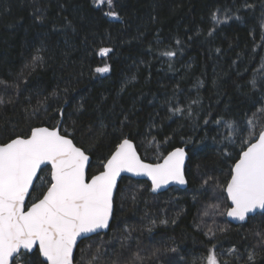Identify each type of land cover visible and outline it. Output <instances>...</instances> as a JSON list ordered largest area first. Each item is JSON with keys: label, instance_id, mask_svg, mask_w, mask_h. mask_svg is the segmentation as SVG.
I'll return each mask as SVG.
<instances>
[{"label": "trees", "instance_id": "16d2710c", "mask_svg": "<svg viewBox=\"0 0 264 264\" xmlns=\"http://www.w3.org/2000/svg\"><path fill=\"white\" fill-rule=\"evenodd\" d=\"M59 123L90 155L88 178L125 138L149 162L188 154L184 189L123 177L108 231L82 239L75 264H207L210 250L264 264V212L232 224L225 194L264 128V0H0V143Z\"/></svg>", "mask_w": 264, "mask_h": 264}, {"label": "snow or ice", "instance_id": "6c2138e0", "mask_svg": "<svg viewBox=\"0 0 264 264\" xmlns=\"http://www.w3.org/2000/svg\"><path fill=\"white\" fill-rule=\"evenodd\" d=\"M96 2L103 4L105 0ZM106 2L112 5L113 0ZM106 15L119 18L114 11ZM212 21L220 23L215 13ZM110 51L100 48L99 54L106 56ZM108 71L107 65L96 69L98 73ZM249 136L257 138L241 151L226 188L234 205L227 215L239 220L257 207L264 209V130H250ZM184 159V149L177 148L163 158V163L146 164L132 142L124 139L103 163V171L89 179L88 155L61 135L57 127L32 128L26 137L16 136L0 143V264H26L22 250L31 253L36 246L38 255L44 258L41 264H73L78 237L109 226L114 189L122 171L150 176L154 188L169 180L183 184ZM49 164L50 180L46 181L38 172ZM36 180L39 185L34 184ZM46 185V191L33 196L29 205L26 197L31 195L30 189ZM206 259L207 264H219L211 250Z\"/></svg>", "mask_w": 264, "mask_h": 264}, {"label": "water", "instance_id": "95a60500", "mask_svg": "<svg viewBox=\"0 0 264 264\" xmlns=\"http://www.w3.org/2000/svg\"><path fill=\"white\" fill-rule=\"evenodd\" d=\"M37 127H47V128H50V129H51V128H54V127H48V126H37ZM37 127H34V128H37ZM55 127L58 128V130H59V132H60L61 135H64V134H62L61 131H60V123L57 124ZM262 130H264V128H263ZM29 135H30V134H29ZM66 136H67V135H66ZM67 137H68L69 139H71L69 136H67ZM125 139H128V138H125ZM71 140H72V139H71ZM123 140H124V139H123ZM128 140H130V139H128ZM72 141H73V140H72ZM130 141L132 142V145H133V147H134V149H135L137 155L139 156L140 160L143 161V162L146 163V164H157V163H163V158H164L165 156H167L168 153L174 151V150L177 149V148L184 149L183 147H176V148L170 150V151H169V152H168V153H167V154H166V155H165L160 161H158V162H149V161H146V160H144V159L141 158L139 152L137 151V148H136L134 142H133L132 140H130ZM254 141H255V140H254ZM254 141H252V142H254ZM73 143H74V142H73ZM120 143H121V142H120ZM74 144H75V143H74ZM75 145H76V144H75ZM76 146H77V145H76ZM247 146H248V145H247ZM247 146H246V147H247ZM77 147H79V146H77ZM79 148H81V147H79ZM81 149H82V148H81ZM115 149H116V148H115ZM115 149H114V151H115ZM245 149H246V148H245ZM82 150H83V149H82ZM83 151H84V150H83ZM114 151H113V152H114ZM84 152H85V151H84ZM113 152H112V153H113ZM184 152H185V159H184V168H183V171H184V179H185V181H186L185 183L181 184V183H179L178 181H175V180H169L168 183H166V184H161L160 187H158V188H154V187H153V182H152V179H151L150 176H148V175H146V174H144V173L128 172V171L125 170V171H122V172L120 173V175L117 177L116 187H115V189H114V195H115V192H116V190H117L118 184H119V182L121 181V179H122L123 177H130V178H133V179H142V180H146V181H148V182L150 183V189H151V192H152V193H159V192H162V191H165V190L169 189L170 187H178V188H181V189L186 188L187 185H188V182H187V177H186V173H185V167H186L187 160H188V154H187V152H186L185 149H184ZM112 153H111V154H112ZM85 154L88 155V157H89V162H88V164L86 165V174H87V169H88V165H89V163H90L91 157H90V155H89L88 153L85 152ZM109 157H110V156H109ZM109 157H108V158H109ZM108 158H107V159H108ZM239 158H240V155H239L238 159L235 161V163L239 160ZM107 159H106V161H107ZM106 161H105L104 163H106ZM235 163L233 164L232 168L234 167ZM48 167L50 168V171H51V165H50V164L48 165ZM42 168H44V166H42ZM232 168H231V171H232ZM101 171H103V168H102ZM99 172H100V171H99ZM99 172H97L96 174H98ZM96 174H94V175H96ZM38 175H39V172H38ZM90 178H91V177H90ZM90 178H89V179H90ZM230 179H231V175H230L228 181H229ZM35 182H36V181H34V184H35ZM227 184H228V182H227ZM227 184H226V186H225V194H226V196H227V200H228L229 207H228V209H227V211H226V219H227L229 222H231L232 224H235V225L242 224V223L246 222L250 216H253V215H255L256 213L264 212V209L257 207V208H255L254 210H252L251 212L247 213V214H246V217H245L244 220H239V219L236 218V217L228 216V215H227L228 210H229L230 208H232L234 205L232 204V201L230 200V198H229V196H228V193H227V191H226ZM31 190H32V189H30V192H31ZM45 191H46V190H45ZM40 198H42V196H41ZM27 199H28V197H26V201H27ZM29 205H30V204H29ZM113 209H114V206H113ZM112 216H113V213H112ZM112 216L110 217V220H109V226H108L107 228H105V229H99V230H97L96 232H92V233H85V234H82L81 237H78V239H77V244H76V246H75L74 249H73V257H74V254H75V251H76L77 245L79 244V242H80L82 239L87 238V237H89V236H91V235H94V234H97V233H101V232H106V231H108V229H109V227H110L111 220H112ZM35 249L38 250V246L34 247L33 251H34ZM22 252H25V251L22 250ZM41 259L43 260L44 258L41 257ZM73 264H75V263H74V259H73Z\"/></svg>", "mask_w": 264, "mask_h": 264}, {"label": "flooded vegetation", "instance_id": "af4514ba", "mask_svg": "<svg viewBox=\"0 0 264 264\" xmlns=\"http://www.w3.org/2000/svg\"><path fill=\"white\" fill-rule=\"evenodd\" d=\"M35 250H37V249H35ZM37 252H38V250H37ZM22 253H24V252H22ZM41 258V257H40ZM42 260V259H41Z\"/></svg>", "mask_w": 264, "mask_h": 264}]
</instances>
